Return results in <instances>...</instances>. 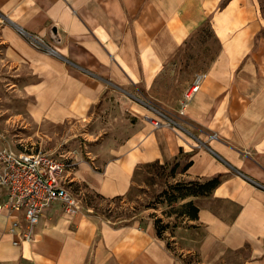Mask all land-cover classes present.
Returning <instances> with one entry per match:
<instances>
[{"label":"crops","instance_id":"1","mask_svg":"<svg viewBox=\"0 0 264 264\" xmlns=\"http://www.w3.org/2000/svg\"><path fill=\"white\" fill-rule=\"evenodd\" d=\"M207 23L219 49L180 116L158 94L159 79ZM20 29L55 53L33 47ZM0 90L30 100L33 121L90 120L107 106L133 116L100 149L99 170L83 163L74 171L98 194L124 195L138 165L183 154L189 166L180 177L220 179L210 195L187 198L197 217L172 231L177 252L152 222L71 215L56 201L28 244H13L19 213L0 212V264H264V0H0ZM140 105L175 126L155 128Z\"/></svg>","mask_w":264,"mask_h":264},{"label":"rangeland","instance_id":"2","mask_svg":"<svg viewBox=\"0 0 264 264\" xmlns=\"http://www.w3.org/2000/svg\"><path fill=\"white\" fill-rule=\"evenodd\" d=\"M218 49L219 44L211 28L203 25L168 60L159 79L163 89L158 90V94L161 93L174 107H180L177 102L181 94L196 73L207 69ZM7 93L0 90V138L5 145L17 152L43 151L67 163L69 167L64 174V186L76 198L78 211L118 224L152 222L154 225L155 220H160L159 225L163 229L159 238L177 252L170 238L172 231L194 220L184 208L187 198L172 200V195H177L171 189L176 182L189 181L180 177L187 163L184 154L179 162L175 159L138 165L130 188L124 195L108 197L98 194L76 178L74 171L83 163L99 170L98 161L105 157L100 149L111 147L116 131L134 123L133 116L125 108L118 113L115 107L107 106L96 107L90 120L33 121L29 114L31 101L25 98L17 100ZM140 106L146 113L141 116L143 120H157L148 112V106ZM192 262V258H185L186 264Z\"/></svg>","mask_w":264,"mask_h":264},{"label":"built area","instance_id":"3","mask_svg":"<svg viewBox=\"0 0 264 264\" xmlns=\"http://www.w3.org/2000/svg\"><path fill=\"white\" fill-rule=\"evenodd\" d=\"M20 34L28 37L30 44L38 50L54 54V49L39 36H29L23 30ZM206 78L203 72L196 73L191 84L183 92L180 100L178 115L183 116L186 107L193 96L201 89ZM162 120L151 119L155 127L175 126V122L157 113ZM163 119L166 121L164 122ZM69 165L48 153L17 152L5 145L0 138V190L5 188V199L0 204V212L5 210L8 214L16 211L19 221H15L10 231L21 240L15 239L14 245L32 242L36 226L40 222L43 211L53 202L59 201L63 210L68 214L78 213L76 198L64 186V174Z\"/></svg>","mask_w":264,"mask_h":264},{"label":"trees","instance_id":"4","mask_svg":"<svg viewBox=\"0 0 264 264\" xmlns=\"http://www.w3.org/2000/svg\"><path fill=\"white\" fill-rule=\"evenodd\" d=\"M210 27V25L207 23ZM178 163V162H177ZM178 165V164H177ZM176 165V166H177ZM189 164L186 163L183 167V171L185 172L188 168ZM220 184L219 177L212 178L205 182H199L196 180H191L188 182H176V184L171 188L177 195H172V200L177 199H186L189 197H198V196H208L211 192ZM167 191L165 192V194ZM184 208L188 211V213L192 215L193 219L197 217V208L191 201H187L184 205ZM160 220H155L154 228L156 231V235L159 237L160 230L163 229L161 225H159Z\"/></svg>","mask_w":264,"mask_h":264},{"label":"water","instance_id":"5","mask_svg":"<svg viewBox=\"0 0 264 264\" xmlns=\"http://www.w3.org/2000/svg\"><path fill=\"white\" fill-rule=\"evenodd\" d=\"M50 34H51L52 39H53L55 42H59V38H58V36H57V30H56L55 27L52 28ZM56 38H57V39H56Z\"/></svg>","mask_w":264,"mask_h":264}]
</instances>
